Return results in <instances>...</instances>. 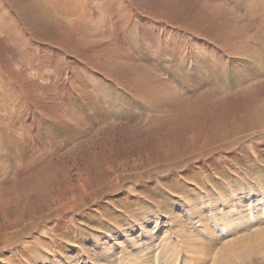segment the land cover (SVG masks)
Wrapping results in <instances>:
<instances>
[{"label":"rangeland","instance_id":"obj_1","mask_svg":"<svg viewBox=\"0 0 264 264\" xmlns=\"http://www.w3.org/2000/svg\"><path fill=\"white\" fill-rule=\"evenodd\" d=\"M259 45L264 0H0V264H264V131L213 142Z\"/></svg>","mask_w":264,"mask_h":264},{"label":"bare ground","instance_id":"obj_2","mask_svg":"<svg viewBox=\"0 0 264 264\" xmlns=\"http://www.w3.org/2000/svg\"><path fill=\"white\" fill-rule=\"evenodd\" d=\"M49 2V1H48ZM51 2V1H50ZM31 9V8H30ZM41 15V14H40ZM53 22V21H52ZM48 24V23H47ZM89 29V28H88ZM229 33V32H228ZM260 46V45H259ZM228 50V49H227ZM260 50H264L263 46H260L259 48H254L252 50V53H258V51ZM249 51V49H246V46H243V50L238 51L241 55L245 54V52ZM231 52V51H230ZM234 52V51H233ZM250 52V51H249ZM251 53V52H250ZM250 55V54H249ZM259 55V54H258ZM247 56V55H246ZM253 56V55H252ZM150 74V72H149ZM157 77V76H156ZM152 79V78H151ZM156 79V78H155ZM264 81V80H263ZM141 85V84H140ZM169 89V88H168ZM220 92V91H219ZM224 99V98H223ZM217 99H215L216 101ZM251 119L249 121H247L246 123L236 126V127H232L231 130H227V131H222L220 133H218V135L216 136V138L214 139L213 142H220L221 145L227 141L226 140H230V139H236L233 143H238L237 138L238 136H240V134H242L243 132L249 131V132H253L254 134L259 133V132H263L264 131V98L261 100V102H258L254 108H252L251 110ZM217 124V123H216ZM247 133V132H246ZM244 133V134H246ZM248 134V133H247ZM245 136V135H244ZM237 137V138H236ZM249 137V135H248ZM241 137H239L238 139H240ZM247 138V137H246ZM245 138V139H246ZM229 142V141H228ZM230 143V142H229ZM225 146V145H224ZM217 148V147H216ZM224 148H222L223 150ZM214 150V149H213ZM258 232H261L258 231ZM257 232V233H258Z\"/></svg>","mask_w":264,"mask_h":264}]
</instances>
